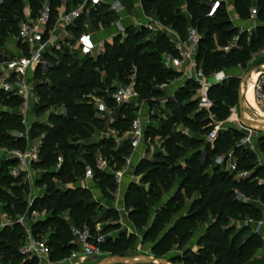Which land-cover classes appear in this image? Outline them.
Returning <instances> with one entry per match:
<instances>
[{"label":"trees","instance_id":"16d2710c","mask_svg":"<svg viewBox=\"0 0 264 264\" xmlns=\"http://www.w3.org/2000/svg\"><path fill=\"white\" fill-rule=\"evenodd\" d=\"M45 0H28L32 14H35ZM216 0H141L143 14L153 16L163 25L171 27L184 38L188 28L200 34L196 62L206 78L220 71L244 68L252 55L264 49V0H231L232 8L239 20L246 21L250 10L256 9L258 25L250 32H239L228 22L225 3L221 2L210 15L207 4ZM52 8V19L61 0H48ZM113 12L102 13L101 6L91 13L90 20H100L108 25L105 17ZM23 16L22 0L0 1V57L5 52L8 36L17 35L18 22ZM82 21L71 28L73 33L80 31ZM147 32L128 29L126 36L115 37L112 44H104L95 60L70 54L63 49L48 56L51 67L46 73L35 70L34 79L39 75L42 80L34 81V91L38 103L33 110L43 113L55 107L62 113H50L47 124L31 123L29 137L41 138L39 162L33 168L41 171L35 179L34 187L44 189L40 196L28 201V183L22 177L13 178L10 169L16 159L0 160V204L1 212L10 220L0 229V264H37V259L26 260L20 248L26 240L24 228L17 218L29 217L33 212L45 211L47 216L31 224L29 230L36 240L45 238L49 249V261L60 263L69 258L74 249L68 227L83 225L94 231L93 219L98 209L91 201L88 189L80 187L60 190L55 183H72L83 178L87 166L92 168L93 182L104 198H112L117 188L111 172L99 171L95 157L100 154L108 162L111 171L124 165L125 158L131 154L130 143L123 138L119 145L111 139H98L86 142L92 134L106 128L114 130L119 137L130 130L133 115L127 105L116 107L111 99L115 90L112 87L111 71L119 68L121 72L127 64L135 67L134 89L141 100L149 101L162 96L154 86L165 84L176 76L172 69L165 68L161 56L170 53L177 56L172 43L161 35L157 40L142 41ZM238 36L237 47L223 52L232 39ZM18 47H21L17 43ZM9 55V51L7 50ZM101 71L104 72L103 80ZM48 81L49 84L44 82ZM107 84H106V83ZM105 83V84H104ZM239 81L232 77L220 84L213 85L208 96L213 103L210 114L218 121L229 116L230 109L237 107ZM197 84L186 80L183 87L175 93V101L166 106L172 113L158 129L148 128L144 136L159 137L160 151L145 158L135 166L133 174L138 183H129L123 196V209L132 229L142 232V242L151 243L150 253L155 257H167L176 247L177 254L169 256L174 264H264V257L249 260L262 248V238L252 233L248 227L237 228L234 222H253L262 219V210L251 202L258 200L264 205V165L259 164L258 155L238 144L243 135L235 130L219 131L212 143L202 138H190L176 132L174 127L182 125L193 133L208 135L212 121L208 113L198 109L195 95ZM97 92L104 98L114 115L99 118L94 104L88 95ZM7 106H15L20 100L4 94ZM191 116V117H190ZM25 131L21 116L14 113L0 115V149L23 152L27 141L19 137ZM16 134V135H13ZM206 139V137H205ZM258 152L264 157V134L257 139ZM231 154L235 171L226 168ZM224 156L222 162L218 160ZM62 158L59 170L55 167L57 159ZM209 168V169H208ZM247 173L244 178L237 173ZM177 189L173 192L174 186ZM169 196L164 200L165 196ZM196 196L189 207L184 200ZM67 213L65 218L61 215ZM118 213L109 209L103 221H111L97 234L104 235L100 245L103 256H125L133 247L135 234L122 231L118 224ZM70 232V229H69ZM110 232H117L110 237ZM94 233V232H93ZM194 234L197 238L193 246L190 242ZM249 260V261H247Z\"/></svg>","mask_w":264,"mask_h":264},{"label":"built area","instance_id":"2783aa9c","mask_svg":"<svg viewBox=\"0 0 264 264\" xmlns=\"http://www.w3.org/2000/svg\"><path fill=\"white\" fill-rule=\"evenodd\" d=\"M23 2V16L18 22V31L13 41L14 51L11 55L3 54L0 57V91L4 94L11 95L23 100V112L19 114L22 116V124L25 127V131L19 134V137L24 138L27 141V148L23 152L10 151V159H16L17 163L10 169V175L13 178L19 176L22 177L23 182L31 183L33 185L35 179L39 178L41 171L33 168V165L38 163L39 147L41 144V138L31 139L29 137V130L31 122L29 121V114L32 113L34 105L38 103L37 95L34 91V73L37 68L46 73L51 67L48 60V56H54L55 52H60L63 49L67 50L70 54H77L80 57H89L91 59L100 55L102 52L94 39L92 33L87 30H82L73 36L71 28L76 26L78 21L89 23L91 13L101 5H106L109 12L116 14L120 21L115 23L116 35H124L125 26L121 23V17L126 12L121 0H61V5L56 9V16L52 19V8L45 0L42 2L40 8L35 14H32L28 0H22ZM223 2L227 6L228 22L233 28L241 29L239 25L242 21L238 16L231 12L229 8L232 7L231 0H216L208 3L207 6L210 9V15L213 14L219 7V4ZM256 9L250 10V17L248 22L252 25L247 30L242 32L250 33L257 25L256 21ZM148 22H153L158 25L160 30H164L166 35L170 38V41L174 45L177 52V56L165 54L166 59L169 62V67L174 70H182L185 65L191 69L186 80H192L197 84V90L195 95L197 96V104L200 110H203L210 114V110L213 106L212 101L208 96L209 89L216 84L222 83L227 79L225 71H220L213 74L211 77L206 78L200 68H198L196 62V54L198 51V44L201 36L194 28L187 29L186 40L180 39V37L172 30L171 27L161 25L157 19H153L150 16L145 17ZM82 23L84 29L87 28V24ZM238 36H235L232 41L221 50L228 53L232 49L237 47ZM17 43L21 47L17 46ZM17 46V47H16ZM264 50V49H263ZM17 51V52H16ZM261 79L256 84L257 94L264 99V74L260 76ZM49 84L48 81L44 82ZM137 93L134 86L127 87H115V90L111 94V99L115 105H128L132 103H138ZM99 118L110 117L111 110L106 106L103 101L98 100L94 104ZM61 110V109H60ZM50 112H54L51 111ZM231 116L235 114V109H230ZM56 113V112H54ZM62 112H58L61 114ZM48 119V117H47ZM230 119V118H229ZM48 121V120H46ZM109 121L112 120L109 118ZM43 124V120L38 121ZM47 124V123H45ZM219 127H213L211 132L207 135L206 140L212 143L217 136ZM144 127L140 119L132 121L130 130L127 134L121 138H127L130 143L132 153L136 151L144 140ZM113 138L117 145L119 144L120 137L117 133L109 128L100 132V139ZM29 142V145H28ZM62 164V158L57 159L56 171L60 169ZM95 166L99 171L111 172L114 176L117 186L121 183L125 176L133 174L131 171V158L126 157L124 165L117 171H111L108 167L107 160L100 154L95 157ZM230 171H235L234 164L231 165ZM247 173H237L238 178H244ZM84 180H91L93 177L92 170L86 167L84 173ZM264 183V180H259V184ZM33 212L31 215H35ZM24 217L18 218V223L25 228L26 240L25 244L20 248V253L26 260L37 259V264H41L43 257H49V249L45 242L42 240L34 239L30 230L23 225ZM4 226V225H2ZM71 245L74 246L71 255L67 259L71 264H79L88 259L100 258L103 253L100 249V245L104 242V235L93 233L91 229L83 225L81 227H71ZM40 260V262H39Z\"/></svg>","mask_w":264,"mask_h":264},{"label":"rangeland","instance_id":"374dc122","mask_svg":"<svg viewBox=\"0 0 264 264\" xmlns=\"http://www.w3.org/2000/svg\"><path fill=\"white\" fill-rule=\"evenodd\" d=\"M121 2L124 5V7L126 9V13H127L121 19V23L125 26L124 35H119V34L116 35L115 34L116 29H115L114 25H115V23L120 21V18L116 17L114 15H109L108 17H105V20L107 22L109 21L108 25L101 24L102 19L96 20L95 22H92L91 20H89V23L82 21V23L87 24V28L84 29V27L82 26V23H81L80 31H78L77 33H72L73 36L74 37L77 36V34L79 32H81L82 30H87L88 32L93 34L97 45L99 47H101L102 50H103L104 44H107V43L112 44L113 39L115 37L121 36L120 41H122L123 38L126 36L128 29H132L136 32L146 31L147 36L142 41H150V40L154 41V40H157L161 35H163L169 43H172L170 41V38L164 32V30H160L158 25H156L153 22L152 23L148 22L147 20H144V19H142V22H141L140 21L141 19L137 18V13L135 11V5L137 4L136 3L137 0H121ZM101 12L102 13H108V7L106 5H101ZM139 22H141L140 23L141 25L137 24ZM242 30H244V29L241 28L239 30V32H242ZM186 36H187V33L184 36V38H182V40L185 41ZM15 37H16V35H11L10 37L9 36L7 37L8 40L5 44V52H4L5 55L8 54V52H7L8 44L13 43V41L15 40ZM13 45H16V44L13 43L12 47H13ZM166 54H170V53H166ZM170 55H172V54H170ZM93 60H95V58H93ZM161 60L163 62V66L165 68L171 69L169 67V62L166 59L165 54H163L161 56ZM263 64H264V50L258 54L252 55L250 60L247 62L246 66L244 68H239V67L234 68L235 69L234 74L229 73L228 71L225 72V74L227 76L226 80H228L232 77H235L239 81L240 78L246 72H248L250 69L255 68L257 66H260V65H263ZM187 68H189V67H187V65H185L183 69L187 70ZM120 71L121 70L119 68H115L111 71L113 74H115L112 77H110V81H109L111 83L112 87H127V86H131V85L134 86V84H135V67L133 65L127 64V66L125 67L123 72H121V75H122L121 77L118 76ZM100 72H101V78L103 80L104 72L101 71V69H100ZM175 72H176V76L174 78L170 79L165 84H162V85L157 86V87L154 86L155 89L159 90L162 93V96H160L158 98H152L151 99V101L154 103L153 107H151L149 105V101L141 100L139 98H137L138 99L137 104L134 102L132 104L127 105L128 109L131 110V113L133 115V121L136 119H140L142 121L143 127L145 129L144 131H147L148 128L158 129L159 126L166 120V117L172 113V110L166 106V103L169 101H175V93L177 92V90L179 88L183 87V84L188 77V74L187 73L184 74L185 72H183L182 70H178ZM36 78L37 79H34V81H36V83L38 81L42 80V78L39 75H37ZM260 79H261L260 76L256 77L255 86H254V97H255L257 107L264 114V99L260 95L257 94V90H256V84L259 82ZM226 80H224V81H226ZM262 90L264 93V88H262ZM88 98L90 99V101L93 104H95V102H97L98 100L105 102L104 98L99 96L96 91L94 93L89 94ZM191 99L194 101H197V96L194 95ZM116 107L118 108L120 106L116 105ZM197 107H198V104H197ZM51 109H52V111H54L56 113L60 112V109L55 108V107H52V108L48 109L47 111H45L43 113H39V114L36 113L34 110H32V113H30L28 116L29 121L31 123H33V122L38 123V121L43 120V124L47 123L46 120H47V117L49 116V114L54 113V112H50ZM109 109H111L113 112V109L111 107ZM231 109H235V114L233 116H231V112H229V116L224 121H218L213 116H210V115H208V118L211 119L213 127H215V126L219 127L218 132L219 131H225L227 129H232V130H235V131L241 133L243 135V137L238 141V144L242 145L246 148H249L252 151H255L254 148L256 147V143H257V139L259 137V134L243 128L240 124L237 107L233 106ZM23 110H24L23 109V100L20 99L18 101V103L15 104V106H7L5 103V98L3 96H0V115H1V113H14V112L21 114V112H23ZM250 111H252V110H250ZM245 116H246V119H248L249 121L255 122V118H250L248 115H245ZM21 118H22V116H21ZM113 118H114V115L111 114L110 119L113 120ZM174 129L176 132L184 134L190 138H202V139L206 140L205 137H207V135L201 136L199 133H193L189 128L184 127L182 125H177L174 127ZM13 135H16V134H13ZM98 139H100V132L95 131L89 140L84 141L82 143L92 142V141L95 142ZM112 140L115 142V140L113 138H112ZM121 141H122V138L120 137L119 144L121 143ZM161 142L162 141L160 140L159 137L150 138L147 135L144 136V140L141 144V149L144 152V154L146 155V157H148V159H151V157L154 153L160 151ZM28 145H29V142H28ZM116 145H117V143H116ZM255 149H256V151H258V148H255ZM9 152L10 151H7L5 149H0V160L10 159ZM131 153H132V151H131ZM227 157H228V160H227L226 168L228 170H231L230 167H231V165L234 164V161H233V158L231 157V154H228ZM223 159H224V156H222L218 160V163L222 162ZM259 164H261L260 161H259ZM87 167H89L92 170V168L90 166H87ZM92 174H93V172H92ZM236 177H237V175H236ZM28 185L30 188V193L26 197V199L28 201H30L31 199L35 198L36 196H40L42 193H44V189L34 187V183H33V185L31 183H29ZM55 185L60 190H66L68 188H76V187L88 189V191L90 192L91 201L96 202L98 205V209L96 210L95 217L93 219V226H94L93 232L98 233L99 231H101L103 229V227H105V225H109L112 223L111 221H106V222L103 221V217H104L106 211H108L109 209H112L113 211L118 213V216H119L118 224L120 225V229L122 231H126L128 233H134L135 234L134 245L126 253L125 256H127V257H133V256H138V255L152 256V254L150 253L151 243L142 242V239H141L142 232L135 231L132 228L128 227L129 223H128L127 218H126V212L124 211L122 206H120L121 200H120V197L118 195L119 193L117 191V188H116L115 192L112 194V198L108 199V198H104V196L100 192L98 186L93 182L92 179L89 181H86V180H84V177H83V178L76 179V181L72 182V183H69V182L64 183V184L55 183ZM184 205H185V200H184ZM1 207L2 206L0 204V229H1L2 225L10 224V220L8 218H6L4 216V214L1 212ZM185 207H186V205H185ZM66 215H67V213H64L61 215V217L65 218ZM46 216H47V213L45 211H42L41 213H36L35 215H30L29 217H24L23 225L29 229L31 224L34 223L37 219H43ZM16 220L18 221V218ZM234 225H236V227L239 229V228H241L247 224L244 221V222H234ZM71 227H73V226H71ZM71 227L70 226L68 227V234H70L69 229ZM24 231H25V228H24ZM109 235H110V237H115L117 235V232H110ZM70 237H71V234H70ZM196 238H197V234H194V236L191 239L190 246L194 245ZM41 240L44 241L45 238H42ZM24 244H25V242H24ZM259 251L260 250H258L255 253L254 257L249 259V260H256V259H260V258L264 257V256L258 255ZM178 252L179 251H177L176 247H173L172 251L167 255V257L175 255ZM108 257H111V256L105 255V256H102L100 258L88 259V260L81 262L79 264H97L102 259L108 258ZM249 260H247V261H249ZM39 262H40V260H39ZM242 263H244V261L239 262V264H242ZM41 264H47V262L42 260ZM63 264H70V263L67 260L66 262H63Z\"/></svg>","mask_w":264,"mask_h":264},{"label":"crops","instance_id":"0c3cea01","mask_svg":"<svg viewBox=\"0 0 264 264\" xmlns=\"http://www.w3.org/2000/svg\"><path fill=\"white\" fill-rule=\"evenodd\" d=\"M136 3H137V4L135 5V11H136V13H137V18H138V19H141L140 21L142 22V19L146 20V19H145L146 16L143 14V11H142V8H141V0H137ZM229 10H230L231 12L235 13V11L233 10L232 7L229 8ZM126 14H127V13L125 12L121 18H123ZM235 14H236V13H235ZM150 17H151V18H154L153 16H150ZM141 22H139V23H137V24H138V25H141V24H140ZM132 24H133V23H132ZM239 25L241 26L242 29L247 30V29H249V28L251 27L252 24H251L250 22H248V21H242ZM12 44H13V43L8 44V48H7V50L9 51V54H10V55H11V53L14 51V48L12 47ZM262 51H263V50H262ZM262 51H261V52H262ZM16 52H17V51H16ZM183 68H184V67H183ZM182 71L185 72L184 74H186V73L189 74V72H190V73L192 72L191 69L189 70V68H187V70L182 69ZM228 72L234 74V73H235V69H234V70L232 69V70H230V71H228ZM185 81H186V80H185ZM60 112H62V109L60 110ZM255 148H258L257 143H256V147H255ZM255 148H254V150H255V152H256L257 155H258V159H259V161L261 162V165H264V157H263L258 151H256ZM129 156H130V158H131V167H132L131 171H134L135 166L139 163L140 160L145 159V158H148V157H146V155H145L144 152L142 151L141 146H140L136 151H134L133 153H131ZM88 181H89V180H88ZM138 181H139V178L135 177L134 174H132V175H130V176H125V177L122 179L121 183L117 186V191H118V193H119L118 195H119L120 200H121V205H120V206H122V208H123V196H124V193H125V191H126L127 186L129 185V183H132V182H134V183H138ZM176 189H177V186L175 185V186H174V189H173V192H174ZM42 194H43V193H42ZM42 194H41V195H42ZM168 197H169V196L166 195L165 198H164V200L168 199ZM195 197H196V196H193L191 199H186V198H185V205H186V207H189V206H190V204L192 203V200H193ZM251 203H252L254 206H256L257 208H259L260 210H262V219H261L260 221H257V222H253V221H251V220H247V221H245L246 224H247V225H245V227H248L252 233H256V234H258V235L261 236L262 241H263V244H262V248H261L260 251L258 252V255H259V256H264V205H262L258 200L253 201V202H251ZM119 208H120V207H119ZM37 220H39V219H37ZM37 220H36V221H37ZM128 223H129V222H128ZM128 227H129V228H132L130 224L128 225ZM129 230H130V229H129ZM133 230H134V229H133ZM42 260H44L45 262H47V264H63V262H66V261H67V260H65V261L60 262V263H51V262L49 261V257H43ZM69 263H70V262H69ZM70 264H71V263H70Z\"/></svg>","mask_w":264,"mask_h":264},{"label":"water","instance_id":"95a60500","mask_svg":"<svg viewBox=\"0 0 264 264\" xmlns=\"http://www.w3.org/2000/svg\"><path fill=\"white\" fill-rule=\"evenodd\" d=\"M257 74L261 76L264 74V64L250 69L246 72L239 80L238 91H237V110L240 120V124L243 128L256 132L258 134H264V123L251 122L245 118L248 115L250 118H254L250 112L249 107L245 103L244 90L248 79L252 75ZM97 264H174L169 257H155V256H144L138 255L133 257L127 256H111L102 259Z\"/></svg>","mask_w":264,"mask_h":264},{"label":"bare ground","instance_id":"6f19581e","mask_svg":"<svg viewBox=\"0 0 264 264\" xmlns=\"http://www.w3.org/2000/svg\"><path fill=\"white\" fill-rule=\"evenodd\" d=\"M257 76H258L257 74L252 75L250 79H248L246 82L245 90H244L245 103L249 107V109L252 110L250 112L252 113L255 120L259 123H264V114L257 107L255 97H254V86H255V81H256Z\"/></svg>","mask_w":264,"mask_h":264}]
</instances>
